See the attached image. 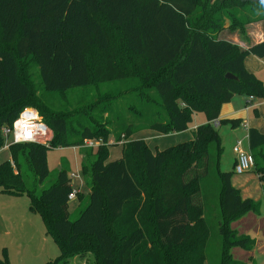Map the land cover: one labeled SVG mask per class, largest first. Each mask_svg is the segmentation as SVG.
Here are the masks:
<instances>
[{"label": "trees", "instance_id": "16d2710c", "mask_svg": "<svg viewBox=\"0 0 264 264\" xmlns=\"http://www.w3.org/2000/svg\"><path fill=\"white\" fill-rule=\"evenodd\" d=\"M261 20L264 3L238 0H0V147L1 128L24 107L35 106L45 118L30 62L46 92L115 81L128 92L114 110L106 102L95 115L84 113L93 116L88 120L46 116L50 144H12L11 160L0 163V192L26 195L58 246L59 255L45 264L89 255L91 264H208L209 199L218 209V264H245L231 249L251 250L254 240L231 223L258 214L260 202L242 198L231 183L233 168L220 170L217 127L238 125L218 120L234 95L264 99L263 82L245 67L249 55L264 58V40L243 50L216 35L225 27L244 35L245 25ZM105 111L110 128L102 124ZM195 112L206 122L189 141L151 151L144 140L130 139L142 130H187ZM110 133L121 145L114 160H108ZM85 140L100 143L82 147ZM248 144L264 186V130L249 128ZM69 146L81 150V173L89 176L88 201L74 220L66 169L39 194L23 179L27 167L41 182L48 148Z\"/></svg>", "mask_w": 264, "mask_h": 264}, {"label": "crops", "instance_id": "0c3cea01", "mask_svg": "<svg viewBox=\"0 0 264 264\" xmlns=\"http://www.w3.org/2000/svg\"><path fill=\"white\" fill-rule=\"evenodd\" d=\"M252 24H258V26H260L261 32L256 37L252 36L253 31L250 30ZM245 32V35H242L238 30L231 31L225 28L217 34V38L230 41L236 44L240 49H247L249 46L264 40V20L245 25ZM245 67L249 72L256 75V77H258L264 84V58H257L253 55H249L245 59ZM263 116L264 99L250 100V98L245 95H234L228 103H224L221 106L218 120H238L239 123L235 127H231L229 124L225 125H229L232 129V131H229V135L234 138L233 140H242V142L246 140L248 145L247 149H249L248 131L243 127V124H246L248 128H255L262 132L264 130ZM195 119L196 120L191 126L192 130L198 125L206 122L205 118L199 119L195 116ZM188 131L190 130L187 129L167 135L159 134V137L166 139L169 135L173 140H179L178 142L182 143L192 139L188 134ZM142 132H145V134L143 135ZM142 132L140 133L139 131L135 133L130 139H142L147 144V138L154 140V136L158 135V133L152 130H143ZM135 135L137 137L132 138ZM147 146L150 148L148 144ZM7 150L8 148L0 149V163L11 160L9 151L6 153L4 152ZM3 152L5 154H2ZM120 155L121 151L118 154L116 153L110 160L117 159ZM81 159L82 154L80 152V162ZM234 162L235 159L232 164H234ZM231 183L240 191L242 198H249L260 202L258 214L248 212L231 223V228L238 234L249 236L254 240L253 248L251 250H245L240 247H234L231 249V254L234 259L242 261L245 264H264V209L262 208V205H264V193L262 188L260 189V179L255 171H249L241 175H233ZM87 192L89 193V189H87ZM81 195L82 191L79 189L76 198ZM19 196L20 195L0 192V236L2 235L9 240H14V243H17V248L18 237L21 236L23 240L25 239V236L28 237L25 240L26 246L22 253L21 251L19 253L17 251L16 255H14L15 257L9 252L7 253L9 260L8 264H24V261H27L28 264H45L48 261L53 260L52 258L55 256L53 254H55L56 251H59L58 246L46 233L43 223L39 222V215L30 211L29 206L28 208L22 209V212L19 211V213L16 206H10ZM69 211L70 208L68 202V212ZM49 238L51 240H49ZM44 253L45 256L41 257ZM72 259H80V257H74ZM82 261H84L83 264H86L84 258ZM79 262L81 261L79 260Z\"/></svg>", "mask_w": 264, "mask_h": 264}, {"label": "rangeland", "instance_id": "374dc122", "mask_svg": "<svg viewBox=\"0 0 264 264\" xmlns=\"http://www.w3.org/2000/svg\"><path fill=\"white\" fill-rule=\"evenodd\" d=\"M250 30L253 31L252 33L253 37H256L261 32L260 26H258V24L257 25L252 24L250 26ZM29 73H31V78L33 79V81H35L37 85V88H36V92L38 95L37 103L42 106L43 111L46 114L44 118L42 114L39 113L42 124H43L42 125L43 134H41L39 138H40V142H44V141L47 142V146L53 140L54 133L48 127L46 116L63 115V116H66L67 118L69 117L68 120H71L72 122H74L76 119H79L80 116H82L81 121L84 119L88 120V118H91V117L93 118V116H84L83 115L84 113L94 114L95 111H99L101 107L102 108L104 106L107 107L108 103L106 102H109V103L112 102L111 109L114 110V108H116V105L118 104V101L122 97H126L127 96L126 94L128 93L126 91V87L123 86L124 84H117L116 81L115 83L107 82L105 84L91 85V86L84 87V88L81 87V88H77V89L67 91L64 93L46 92L45 90H43L41 86H38L39 78H38L37 68L31 62L29 64ZM117 88L120 89V94H121L120 97H117V93H116ZM124 103L125 101L123 102V106H125ZM26 107L36 109L35 106H26ZM36 110L38 111V109ZM195 116H197V118L199 119L205 118L204 114L201 112L194 113L192 121L188 125V129L190 130L188 131V134L190 135V137H192L193 130L191 126L193 125V122L196 120ZM108 119L109 118H108L107 111H105L104 114H101L102 124L107 126V128H110L111 126L109 127L107 123L105 124V122ZM217 130L219 132V135L221 136V140H222L221 142L223 146V153L220 158V170L232 171V166H233L232 163L235 159V154L233 153L232 147L236 141V140H233L234 138L231 137V135H229V131H232V129L230 128L229 125H220L217 127ZM142 131H140V133ZM142 134L144 135L145 132L144 133L142 132ZM136 137L137 136L135 135L132 138H136ZM167 137L168 138L166 139L161 138L159 137V134H158L157 136H154V140L147 138L146 141L152 151L161 150V149L170 147L171 145L179 143L178 142L179 140H173V138L170 137L169 135ZM109 140L111 142L109 144H112L109 146L110 155L108 159L110 160L111 158L115 156L116 153L118 154L121 151V146L115 142V138L112 133H110ZM243 147L246 149L248 148L246 140L243 141ZM8 151L9 149L4 152L6 153ZM4 152L2 154H5ZM80 152L81 150L79 148L71 147V146L48 148L47 154H46L48 173H47V176L41 182H38L35 180V177L32 175V173L29 171L27 167L23 168L25 171L23 175V179H24L26 188L35 189L37 194H39L42 190L48 188L50 185H52L55 182L60 170L66 169L68 176H70L72 173L80 174V180L82 182L80 190L82 191V195L72 201H69L70 220H74L77 217L80 209H82L88 201L87 189H88L89 176L87 174L81 173ZM9 154H10V151H9ZM250 171H254V169L252 168ZM211 181H213V179ZM72 182L74 185L79 184V181L77 179H73ZM261 188L263 190L264 186H263V183L260 181V189ZM263 193H264V190H263ZM214 201L215 199H209L208 205H206V210L209 211L208 217H209V226L211 230L210 237H209V243L207 246L208 264H218L219 252H220V238L217 232L218 209L216 205L214 204ZM10 206L11 207L16 206V209H18V213H19V211H21L22 209L28 208L29 199L26 195H20L18 198H16V201H14V203H12ZM262 208L264 209V205H262ZM39 219H40L39 222H42L40 216H39ZM27 238L28 237L25 236V239L23 240L21 236L18 237V248H17V243H14V240H9L8 238L1 235L0 236V259L6 258V260L9 262L8 254H7L8 252L12 254L13 257H15L14 255H16L17 251L18 253L20 251L22 253L25 249V246H26L25 240ZM50 238L49 240H51ZM59 253H60L59 251H56V253L53 254L55 255L54 258H56L59 255ZM42 256L44 257L45 253L42 254L41 257ZM82 259L83 258L70 259L67 264H83L84 261H82ZM79 260L81 262H79ZM84 260L86 264H91V260H93V258L91 255H89L88 257H85ZM24 264H28V262L24 261Z\"/></svg>", "mask_w": 264, "mask_h": 264}, {"label": "built area", "instance_id": "2783aa9c", "mask_svg": "<svg viewBox=\"0 0 264 264\" xmlns=\"http://www.w3.org/2000/svg\"><path fill=\"white\" fill-rule=\"evenodd\" d=\"M250 100H252L251 97ZM212 124L217 126L219 123L217 120H214ZM42 125L43 124L39 112L34 108L24 107L22 110H20L17 117L10 125L3 126L1 128V134L5 141L0 149H7L12 144L23 143H40L47 146V142H40L39 138L41 134H43ZM243 127L247 131L249 130L246 124H243ZM99 143L100 141L96 140H85L82 147L93 148ZM232 150L235 154V165L233 167L234 174L241 175L250 171L254 166V160L249 149L243 147L242 140H236L233 144ZM69 178L72 190L68 193V202L76 199L82 184L79 173H72ZM73 179H77L79 184L74 185L72 182Z\"/></svg>", "mask_w": 264, "mask_h": 264}, {"label": "water", "instance_id": "95a60500", "mask_svg": "<svg viewBox=\"0 0 264 264\" xmlns=\"http://www.w3.org/2000/svg\"><path fill=\"white\" fill-rule=\"evenodd\" d=\"M219 1L223 2L224 0H219ZM238 1L241 3H264V0H238ZM225 77L228 79H233V80L237 79V77L231 73H226Z\"/></svg>", "mask_w": 264, "mask_h": 264}]
</instances>
